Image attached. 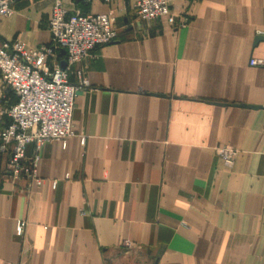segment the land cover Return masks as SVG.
I'll list each match as a JSON object with an SVG mask.
<instances>
[{
  "label": "crops",
  "instance_id": "crops-1",
  "mask_svg": "<svg viewBox=\"0 0 264 264\" xmlns=\"http://www.w3.org/2000/svg\"><path fill=\"white\" fill-rule=\"evenodd\" d=\"M137 1L63 0L113 11L119 37L72 68L89 86L66 147L39 152L42 184L13 181L0 156V264H264V69L250 65L264 59V0H174L182 28L139 21ZM53 6L16 2L0 47L48 44ZM15 102L0 96V129ZM220 146L239 151L233 168Z\"/></svg>",
  "mask_w": 264,
  "mask_h": 264
},
{
  "label": "built area",
  "instance_id": "built-area-1",
  "mask_svg": "<svg viewBox=\"0 0 264 264\" xmlns=\"http://www.w3.org/2000/svg\"><path fill=\"white\" fill-rule=\"evenodd\" d=\"M18 1L0 0V19L13 17V5ZM101 1L110 4L114 0ZM173 1L138 0L134 6L138 20L151 22L166 18L175 27H185L186 22L172 10ZM114 15L113 11L99 15L70 13L63 0H54L48 20L51 33L48 44L32 49L15 40L0 47V96L3 99L9 92L16 96V102L7 113L9 123L0 129V156H9L7 171L13 181L35 180L41 185L38 166L42 147L54 141H61L66 147V141L75 135L76 101L81 89L89 83L78 71L81 84H72V68L94 57L98 48L118 39ZM61 54H64L65 63L61 61ZM250 65L264 69V59L253 58ZM32 144L35 155L28 159L26 149ZM81 144H85V139ZM217 154L231 169L239 151L220 146ZM52 187L57 188L56 181ZM26 226L25 221H18L15 234L23 237Z\"/></svg>",
  "mask_w": 264,
  "mask_h": 264
},
{
  "label": "water",
  "instance_id": "water-1",
  "mask_svg": "<svg viewBox=\"0 0 264 264\" xmlns=\"http://www.w3.org/2000/svg\"><path fill=\"white\" fill-rule=\"evenodd\" d=\"M262 38H264V37H262ZM259 40H261V38H259Z\"/></svg>",
  "mask_w": 264,
  "mask_h": 264
},
{
  "label": "rangeland",
  "instance_id": "rangeland-1",
  "mask_svg": "<svg viewBox=\"0 0 264 264\" xmlns=\"http://www.w3.org/2000/svg\"><path fill=\"white\" fill-rule=\"evenodd\" d=\"M115 23H116V19H115Z\"/></svg>",
  "mask_w": 264,
  "mask_h": 264
}]
</instances>
